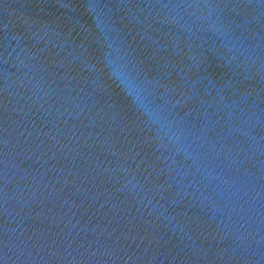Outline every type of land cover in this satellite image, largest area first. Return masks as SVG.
Wrapping results in <instances>:
<instances>
[{"label": "water", "instance_id": "95a60500", "mask_svg": "<svg viewBox=\"0 0 264 264\" xmlns=\"http://www.w3.org/2000/svg\"><path fill=\"white\" fill-rule=\"evenodd\" d=\"M264 121V0H0V161Z\"/></svg>", "mask_w": 264, "mask_h": 264}]
</instances>
